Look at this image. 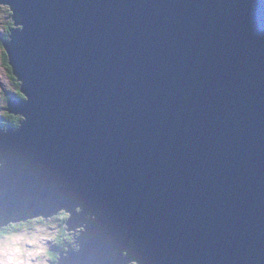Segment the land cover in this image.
Here are the masks:
<instances>
[{"label": "water", "instance_id": "water-1", "mask_svg": "<svg viewBox=\"0 0 264 264\" xmlns=\"http://www.w3.org/2000/svg\"><path fill=\"white\" fill-rule=\"evenodd\" d=\"M0 4V227L68 210L59 264H264V0Z\"/></svg>", "mask_w": 264, "mask_h": 264}, {"label": "rangeland", "instance_id": "rangeland-1", "mask_svg": "<svg viewBox=\"0 0 264 264\" xmlns=\"http://www.w3.org/2000/svg\"><path fill=\"white\" fill-rule=\"evenodd\" d=\"M10 14L9 6L2 4L0 6V34L3 35L2 37L6 36L9 28L12 27L11 17L13 15ZM13 78L12 73L5 65L3 47L0 45V103L5 106L6 100L19 91V82ZM3 111L4 107L0 104V120H4L6 116ZM0 128L6 129L7 127L1 126ZM52 220L51 217H48L45 221ZM58 223L57 221L54 226H48L46 223L34 221L32 226L17 227L11 236L0 237L2 244L0 247L4 251H9L10 258L15 256L16 264H49L48 248L52 244V234L56 232L55 227ZM77 247L80 248L79 245ZM37 258L41 259L38 261Z\"/></svg>", "mask_w": 264, "mask_h": 264}, {"label": "clouds", "instance_id": "clouds-1", "mask_svg": "<svg viewBox=\"0 0 264 264\" xmlns=\"http://www.w3.org/2000/svg\"><path fill=\"white\" fill-rule=\"evenodd\" d=\"M2 4H0V6H1ZM3 5H6V4H3ZM8 6V5H7ZM10 15H13V12L11 11V14ZM11 19L13 20V18L11 17ZM19 26H12V28L9 30V32L12 30V29H14V28H18ZM0 36L2 37L3 35H1L0 34ZM8 39V38H7ZM1 43V42H0ZM5 60V59H4ZM5 62H6V60H5ZM16 94H18V91H16L15 92V94L14 95H12L11 97H9V99L8 100H6L7 101V104H8V102H9V100H11V99H14L15 98V95ZM1 105H2V107H4V111L6 110V108H7V104H6V106H5V104H2V103H0ZM4 111H3V113H4ZM3 116H5V115H3ZM0 118H1V116H0ZM1 122L6 126V116H5V118H4V120H1ZM61 210V211H60ZM60 210H58V211H56V212H54L53 214H50V215H45V216H42V215H39V216H33V217H29V218H25V219H21V220H16V221H11V222H8V223H6V224H4L3 226H1L0 227V231L6 226V225H14V228L12 229V230H8V231H2V232H0L1 233V235H0V237L1 236H11L14 232H15V229L17 228V227H22V226H20V223L21 222H26V221H28V220H31L32 221V225H33V222L34 221H39V219L40 218H42V219H44V220H46V218H48V217H51L53 220L51 221V225L52 226H54L55 225V222H60V214L61 213H66V214H68V217H67V219H66V226H67V231H69L72 235H73V239H72V241H71V243H68L67 244V247L65 248V249H67V248H69L70 247V249L73 251V252H76L77 250H79L80 248H78L77 247V244L75 243L79 238H80V236H81V231L82 230H84V227L83 226H79V227H76V228H73V229H69L68 228V225H67V222H68V219H69V211L68 210H66V209H60ZM40 222H42V221H40ZM26 225V224H25ZM32 225H30V226H32ZM58 225H59V223H58ZM58 225L55 227L56 228V232H57V227H58ZM24 226V225H23ZM27 226H29V225H27ZM48 226H50V225H48ZM33 229V228H32ZM33 232V231H32ZM55 232V233H56ZM55 233H53L52 235H54ZM32 238V237H31ZM30 244V243H29ZM0 245H2L1 243H0ZM15 246V245H14ZM78 248V249H77ZM8 249H9V247H8ZM49 249H53V250H55V251H57V254H59L60 255V253L63 251V250H65V249H58L57 247H56V245L55 244H53V237H52V244H51V246L48 248V251H49ZM56 254V255H57ZM126 255V251H122V256H125ZM48 256H49V253H48ZM39 257V256H38ZM41 258H37V260L39 261ZM49 260H50V262H49V264H59V256L57 257V258H54V259H51V258H49ZM0 264H16V260H15V256H13V257H9V251L8 250H2V248L0 247ZM128 264H141V263H139V262H137V261H129L128 262Z\"/></svg>", "mask_w": 264, "mask_h": 264}, {"label": "trees", "instance_id": "trees-1", "mask_svg": "<svg viewBox=\"0 0 264 264\" xmlns=\"http://www.w3.org/2000/svg\"><path fill=\"white\" fill-rule=\"evenodd\" d=\"M11 24H12V26L14 27V26H16L15 25V22H14V20H12L11 19ZM12 27H10L9 28V30L11 29ZM9 30H8V33L6 34V36H4V37H0V42H1V47H3L2 46V41L4 40V39H7L8 38V34H9ZM4 59L6 60V55H5V53H4ZM5 65H6V67H7V69L10 71V72H12V69H11V67L10 66H8L7 65V63L5 62ZM13 75V74H12ZM14 77V76H13ZM13 79H16L15 77L13 78ZM23 97V95L20 93V91H19V94H16L15 95V98L16 97ZM12 98V97H11ZM1 114V113H0ZM3 114V113H2ZM1 126H5L2 122H1V120H0V127ZM6 127V126H5ZM64 216H66V217H68V214H66V213H61L60 214V222H59V225H58V227H57V232L54 234V235H52V237H53V244H55L56 245V247L58 248V249H65L66 247H67V244L68 243H71V241H72V239H73V235L69 232V231H67V226H66V219H64V218H62V217H64ZM39 221H42L43 223H46V224H48V225H50V226H52L51 225V221H45L44 219H42V218H40L39 219ZM32 225V221L31 220H28V221H26V222H21L20 223V226H23V225ZM14 228V225H6L0 232H2V231H8V230H12ZM82 232H83V230H82ZM0 235H1V233H0ZM48 253H49V258H51V259H54V258H57L58 256H59V254H57V251H55V250H53V249H49V251H48ZM57 254V255H56Z\"/></svg>", "mask_w": 264, "mask_h": 264}, {"label": "snow or ice", "instance_id": "snow-or-ice-1", "mask_svg": "<svg viewBox=\"0 0 264 264\" xmlns=\"http://www.w3.org/2000/svg\"><path fill=\"white\" fill-rule=\"evenodd\" d=\"M62 218L66 219L67 217H66V216H64V217H62Z\"/></svg>", "mask_w": 264, "mask_h": 264}, {"label": "bare ground", "instance_id": "bare-ground-1", "mask_svg": "<svg viewBox=\"0 0 264 264\" xmlns=\"http://www.w3.org/2000/svg\"><path fill=\"white\" fill-rule=\"evenodd\" d=\"M0 129H3V128H0ZM7 129V128H6ZM6 129H4V130H6Z\"/></svg>", "mask_w": 264, "mask_h": 264}]
</instances>
